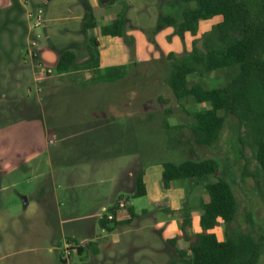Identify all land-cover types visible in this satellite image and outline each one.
<instances>
[{
	"label": "rangeland",
	"instance_id": "rangeland-1",
	"mask_svg": "<svg viewBox=\"0 0 264 264\" xmlns=\"http://www.w3.org/2000/svg\"><path fill=\"white\" fill-rule=\"evenodd\" d=\"M23 1L43 7L46 26L35 29L39 34L38 60L31 62L25 54L29 41L28 26L25 29L24 6L27 5L17 10L12 8L10 0H0V107L25 103L15 110L17 117L12 118L13 122L0 124V264H146V255L154 257L151 250L158 236L152 228L153 218L170 212L165 201H158V195L168 192L160 187L161 177L156 182L157 176L153 175L147 182L148 194L126 202L139 216L116 226L112 233L95 226L93 236L102 238L97 250L88 245L82 254L74 249L68 251L65 245H81L66 233L64 238L58 236V231L62 233L67 228L61 219L67 211L80 218H90L87 214L90 198H84L86 201L81 205L79 202L78 207L71 206L62 180L56 174H48V167L51 161L52 165L55 163L52 154L54 158L60 151L58 136L71 135L79 124L89 122L110 121L111 126L103 129L105 134L106 130L120 132L125 144L123 151L130 158H138L146 172L161 168L165 162L215 159L220 166L218 176L227 179L234 190L235 226L255 234L264 230V179L255 159L253 135L226 115L218 141L209 147L196 145L191 133L193 113L208 108V104H196L189 99L177 101L166 82L170 72L167 56L171 54L179 59L192 47L202 49L204 34L214 20L201 23L195 36L185 33L180 37L176 26L162 22L161 17L171 15L179 22L183 9L191 4L175 0H91L93 6L99 7L95 6L97 9L93 11L89 5L94 28L82 33V20L77 18L81 16L85 21L88 17L86 9L80 13L82 0H46L45 4L44 0H19L21 4ZM6 10L8 17L4 21ZM120 13L126 17L127 47L122 59L107 53L110 40L99 32L101 26ZM90 37L96 38L100 45L94 47ZM109 47L114 53L120 50ZM64 50L76 51L78 68L58 73L55 64ZM95 51L106 62L115 64L121 60L126 69L123 78L91 82L92 71L81 69V65L91 62ZM41 69L52 72L44 75ZM224 74L218 71L197 81L214 87L222 83ZM70 140L65 145H77L76 138ZM117 176L122 190H127L121 184L125 173ZM209 179L215 180L213 176ZM178 185L186 188L181 194L186 199L180 202L177 213L182 217V204L189 206L194 214L200 212L199 201L205 196L202 184L176 181L171 189ZM194 196H198L196 205ZM143 209L149 215L146 211L142 213ZM123 213L128 217L127 211L121 210L118 221L123 219ZM222 227L225 234L223 224ZM81 234L87 236L85 231ZM176 260L172 250L170 256L154 262L176 264ZM258 264H264V244Z\"/></svg>",
	"mask_w": 264,
	"mask_h": 264
},
{
	"label": "trees",
	"instance_id": "trees-1",
	"mask_svg": "<svg viewBox=\"0 0 264 264\" xmlns=\"http://www.w3.org/2000/svg\"><path fill=\"white\" fill-rule=\"evenodd\" d=\"M10 1L12 8L22 10L23 5L19 0ZM82 2L88 13L82 25L85 31L94 28V20L87 1ZM175 2L191 6L183 9L179 22L171 15L162 16L161 21L175 25L180 37L185 33L195 36L201 23L215 21L204 34L202 49L192 47L179 59H175L171 54L167 56L170 72L166 82L173 97L177 101L189 99L196 104H208V108L193 113L191 133L194 143L205 147L216 143L226 115L232 116L237 120L238 126L243 124L253 135L255 159L264 179V0ZM4 15L6 21L7 10ZM125 23L126 17L120 13L99 30L105 39H109L122 51L127 47ZM25 29L27 31V23ZM90 42L94 47L99 46L94 37H90ZM76 60L77 55L73 50L62 51L58 55L55 71L68 73L77 69ZM81 69L92 71L91 82H111L123 78L126 72L125 65L101 67L97 51L93 60L81 65ZM218 71L224 72L225 78L217 86L209 87L197 81L200 77L210 76ZM24 104L23 101L6 106L1 104L0 124L15 119V110L24 107ZM220 111L223 114H219ZM219 171L218 162L210 157L161 164L162 190H169L172 182L188 180L195 185L202 184L207 196L206 201L200 202V232L193 236H186V229L191 226V216L189 208L182 204L180 229L187 246L174 250L177 255L176 264H258L264 244V230L260 228V233L255 234L250 229L235 226L237 201L234 190L227 179L218 176ZM142 176V173L137 174L132 193L118 195L107 207L106 212L115 216L119 201L127 202L130 198L144 196L146 189ZM210 176L215 180L211 181ZM125 209L128 214L126 219L117 221L115 216L113 220L108 221L103 215L98 220L99 226L111 231L119 224L129 223L135 213L132 206L126 205ZM221 223L225 228L224 241H219L216 235L210 232ZM229 230H233L232 233ZM178 239L179 237H171L168 243L175 247V241ZM75 246L70 249H75L81 254L83 247Z\"/></svg>",
	"mask_w": 264,
	"mask_h": 264
},
{
	"label": "crops",
	"instance_id": "crops-1",
	"mask_svg": "<svg viewBox=\"0 0 264 264\" xmlns=\"http://www.w3.org/2000/svg\"><path fill=\"white\" fill-rule=\"evenodd\" d=\"M86 1L90 6L92 5L93 11L99 8L97 6L98 4L93 6V4H91V0ZM45 3L46 0H44V4ZM80 6L82 9L80 13H84L86 8L82 1ZM100 11L103 12V10ZM82 18L83 17L78 16L77 19L82 20L83 23L84 20ZM82 23L81 32L84 33V30L82 29ZM81 45H83V43H81ZM109 45L115 46L110 42V44H108V47L106 48L108 49L107 53L112 57L117 55L116 58L122 59V54L124 53V51H122L118 46H115L121 51L119 50L117 51V53H114V49L111 50ZM73 51L76 53L75 50ZM99 59L101 67L110 65H122L121 60L120 63L112 64L110 62L104 61V56L101 57L99 55ZM102 60L104 62H102ZM109 126H111L110 121H102V123H82L78 125V129H74V131H72L73 134H63L61 136H58V146H60V149L57 148L56 151L58 149L60 151L57 155L55 154L54 158V153L52 154V160H54L55 163L53 162L54 164L52 165L51 161V165L48 167V174H56L58 175V177H60V180H62L64 189L68 192L71 206L73 205L75 207H78L79 202L80 205L84 204V201H86L84 200V198H87V200L90 198L88 206L89 211L87 212L90 218H80L77 215H72V211H67L66 213H64V218H61L62 221L66 223L67 228H65V230L62 229V233L58 231V236L64 238L66 233V235H68L67 237L78 242L83 247L81 254L86 252V248L88 245L97 250L96 247L100 245L102 238L93 236L95 226H98L103 232H107V230L101 228L98 223L99 217L102 214L101 211L106 210L107 207H109L114 202V199L118 195H128L132 193L134 179L137 174L142 173L143 175L142 180L146 189L145 195L148 194L147 182L149 178H151L149 176H157L156 182H159L161 177L160 166L151 172H146L142 169L141 163L138 158L133 159V157L130 158L128 155H126L127 153L123 151L125 145L123 135L120 134V132H118L117 130H106L107 134H105V130L103 129ZM100 130H103V132L95 133ZM70 138V141H72L73 138H76L77 145H65V143ZM123 172L126 176L124 178V182H122L121 184H125V189H127L125 191L122 190L124 187H120L119 183L121 180H119L117 176L118 174ZM154 177H152L153 180ZM174 189L175 190H172L170 186V189L167 190L168 195H158V201H165L166 207L170 213L168 215H165L164 217L153 218L155 223L152 228L156 232L155 234L158 236V240L156 246L152 247L151 250L153 251L154 257H152L151 255L145 256L146 264H157L158 262H154V260L163 258L164 256H170V251H174L175 249H184L187 246V242L182 237L175 241V247H172L168 243V240L171 237L181 236L182 232L180 229V224L182 221V217L177 213V211L180 209V202L184 198L186 199V197L181 198V194L183 195L184 190H186L184 186L178 185L177 187H174ZM170 190H172V192H170L169 194ZM191 193H193L192 190ZM185 195H187V192ZM192 197L193 196H191V198ZM197 198L198 196H194L193 198V201L195 202L194 205L197 204ZM206 200L207 196L205 194V196H202V199H200L199 204L201 201ZM108 202L110 203L108 204ZM190 203L189 205H191ZM143 211L145 212L146 210L143 209L142 213ZM200 212L194 214L192 211H190L191 226L186 229L187 236L200 232L198 223ZM134 213L135 216H139L136 210H134ZM145 214L149 215L147 211ZM126 218L127 217H123V219ZM79 222H84V224H81ZM120 225L122 224H119L118 226ZM116 230L117 228H114L113 230L108 232L112 233ZM83 231L86 232L87 236H83V234H81V232L83 233ZM210 232H213L219 241L225 240L222 223L210 230ZM157 233H160V235H158ZM57 243H59V241L55 242L56 246ZM102 244L104 245L105 243ZM166 244H169L172 249L170 247H167Z\"/></svg>",
	"mask_w": 264,
	"mask_h": 264
},
{
	"label": "built area",
	"instance_id": "built-area-1",
	"mask_svg": "<svg viewBox=\"0 0 264 264\" xmlns=\"http://www.w3.org/2000/svg\"><path fill=\"white\" fill-rule=\"evenodd\" d=\"M22 5H27L24 6L25 8V20L28 26V42H27V46H26V50H25V54L28 55L30 57V61L31 62H36V58H38V53H37V44H38V39H39V34L35 33V29L36 28H41L42 29L46 26L45 25V19H44V9L41 5H32V4H28L27 1H23ZM40 66V63H37ZM41 72L46 75V74H50L52 71L50 69H41ZM126 205L127 203L123 200L119 201L118 206H117V210H116V214L115 216L112 213H108L105 210V213H103V215H105L106 219L108 221L113 220V218L115 217V219L117 220V214L121 211V210H126ZM103 215H100L99 218H101ZM124 217H125V213H123ZM71 244H69L68 246L65 245V249L66 250H72L70 248ZM75 250V249H74Z\"/></svg>",
	"mask_w": 264,
	"mask_h": 264
}]
</instances>
